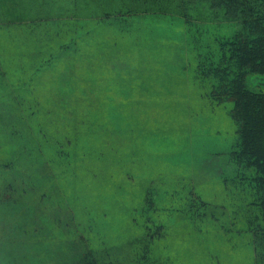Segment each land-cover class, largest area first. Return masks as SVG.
Returning a JSON list of instances; mask_svg holds the SVG:
<instances>
[{"label": "rangeland", "instance_id": "rangeland-1", "mask_svg": "<svg viewBox=\"0 0 264 264\" xmlns=\"http://www.w3.org/2000/svg\"><path fill=\"white\" fill-rule=\"evenodd\" d=\"M16 2L20 8H29L27 14L32 16L43 0ZM122 3L133 8L145 7L146 11L153 10L155 17L140 15L138 20L135 18L137 22L143 19L140 22L143 25L141 28L147 32L148 37L142 43L143 53L136 47L127 50L130 51L127 64L123 65L125 62L120 61L118 55L114 59L116 64L111 66L116 67L115 70L111 69L115 72L116 88L106 86L104 75L99 85L91 78H88V83L81 81L83 87L80 89L85 92H89L92 87H97L93 90L99 89L102 116L109 120L108 127L113 132L117 131L111 137L116 152L108 155L110 160H105V168H112L116 177L113 175L112 179H104L98 165L97 176L101 181L95 183L99 194L95 201L81 195L85 191L82 187L78 190L79 185L74 189L70 178L66 184L52 181L50 168L56 166L69 173L71 166L59 164L57 159L61 161L62 158L72 157V150H85L84 153L92 155L86 158H93L94 151L101 149L110 137L103 131L94 134V129L82 127L81 119L74 118L73 121L76 120L77 126H80L79 137L73 144L63 143L64 138L61 137L71 133L67 123L69 118L72 119L67 106L71 95L63 92L56 97L51 92L53 103L48 106L47 113L22 115V118L18 115L11 132L14 130L12 135L21 133L23 136L17 135L20 139L17 138L19 141L15 144L16 140H12L8 128L13 114L10 106L4 102L7 93L5 89L2 90V72L13 74L7 68L10 59L4 60L2 56L15 55L19 51L15 48L7 51L2 47L0 30V264H71L68 253L71 239L74 238L66 234L69 231L67 228L77 222L84 223L85 217L78 206L65 204V199L70 201L77 194L83 204L91 206V214L95 211L93 217L97 222L96 225L89 222L86 224L90 231L94 227L93 234L85 238L82 233L79 236L92 246L103 244L107 247L108 252L104 253L107 254L105 259L109 264H142L132 249L133 242L140 239L148 244L145 251L149 253L147 264H264V259L255 256L253 252L252 235L241 223L237 224L240 220L234 217L225 199L227 193L220 173L228 164L225 151L234 136V125L228 114L230 103L216 104L193 84L186 44L190 33L185 29L183 18H180L182 16L176 8L181 5V0H156L149 10L143 2L137 3V0L133 4L127 0ZM189 12L192 14L191 19L199 23L200 16L194 11ZM225 27L215 31H223ZM19 61L11 62L13 69L14 63L20 64ZM92 62V58L83 59V62L75 59L72 66L73 69H86ZM132 64L139 65V68H146L148 64L149 71L146 68L145 77L157 76L153 74L152 68L156 69L159 77L166 73L162 79L170 81L169 86L164 89L160 83L149 81L148 85L142 84L138 92H133V89L127 91L131 78L127 70L131 71ZM64 78H67L66 73L57 79L60 81ZM46 79L51 84L49 76ZM146 86H149L148 90ZM34 92L36 89L32 88L25 94H16L21 99L34 95ZM41 92L48 91L45 89ZM12 97L16 95L9 96ZM31 107H35V102L26 99L19 111L27 112L26 108ZM40 120L43 126H39ZM35 126L44 128L45 132L44 137L38 135L37 138L38 146L44 150L42 161H39L40 155L37 152L30 154L22 151V142L28 139L30 145L33 143L32 130H37ZM29 132L30 138L27 137ZM24 133L27 139L23 141ZM55 146L58 153L53 148ZM52 150L56 153V162L51 166L48 156ZM78 156L76 152L74 157ZM115 157L119 159L117 162ZM2 161L12 162L13 166L4 167L3 170ZM73 165L78 166V162L74 161ZM86 168H89L88 162ZM72 169L79 172L75 167ZM66 170L63 171L66 173ZM56 171L59 172V169ZM10 182L23 187L26 194L22 202L24 207L21 205L17 209L3 201L6 197L4 195L9 193L5 192V185ZM157 186L160 190L156 189ZM164 188L179 193L175 198V210L167 211L156 205L162 199H166L164 202L170 200L161 193ZM195 196L208 202L209 209L200 208L196 211L203 219L197 220L188 211L189 205L195 202ZM147 198L155 199L153 203L162 213L159 220L154 216L158 224L161 221L165 226L160 238L157 236L150 239L142 235L147 232L145 225L148 233L154 228L152 224L150 230L147 225L146 220L152 217L146 209L142 217L139 213L136 216L131 214L134 208L142 209L144 203L149 201ZM31 211H34L33 216ZM71 213L74 215L73 224ZM213 215L217 216L216 221L211 218Z\"/></svg>", "mask_w": 264, "mask_h": 264}, {"label": "trees", "instance_id": "trees-1", "mask_svg": "<svg viewBox=\"0 0 264 264\" xmlns=\"http://www.w3.org/2000/svg\"><path fill=\"white\" fill-rule=\"evenodd\" d=\"M127 1L136 3V0ZM122 2L124 0H43L32 16L27 14L29 8H20L16 0H2L0 3L2 47L7 51L14 48L19 51L15 55L2 56L4 60L10 59L7 68L13 74L6 75L2 72V90L5 89L7 93L4 102L10 106L11 114H13L8 126L9 134L13 137L12 140H16V144L19 141L17 138L20 139L23 134L12 135L14 121L19 117L22 118V115L47 113L48 106L52 102L51 92H54L56 97L63 92H68L71 97L67 101V106L72 119L69 118L67 123L71 133L61 137L64 138L63 143L73 144L79 137L80 126H77L76 120L73 121L74 118L81 119L82 127L94 129V134L103 131L110 138L101 149L94 151L93 158H86L92 155L84 153L85 150L83 152L72 150L70 151L72 157L62 158L61 161L57 159L59 164L71 166L69 173L66 169H63L66 170L65 173L60 168L52 166L56 162L55 154L58 153L56 146L53 147L56 153L52 150L48 156V162L52 166L51 180L66 184L70 178L74 189L78 185V190L82 187L85 192H81V195L89 197L90 201H95L99 195L95 186L96 182L101 181L97 176L99 166L104 179H112L113 175L116 177L112 168H105L107 165L105 160L106 158L110 160L108 155L116 152L111 137L117 131L113 132L107 125L109 120L102 116L99 89L93 90L97 87H92L89 92H85L80 87H83V83H88V78L94 79V83L99 85L104 75L106 86L111 89L116 88L118 84L116 86L113 71L116 66H111L116 64L114 59L118 55V59L125 62L123 64L125 65L130 58L128 53L130 51H127L129 48L136 47L143 53L142 43L148 34L141 28L143 25L140 22L143 19L139 22L137 20L140 15L155 17L153 10L149 9L156 0H137V3L143 2L149 11H146L145 7L133 8ZM176 8L182 16L180 18H183L182 23L185 29L187 28L190 33L186 44L193 72V84L216 104L230 103L228 114L234 125V136L225 151V161L228 164L225 170L221 171L220 178L226 189L225 199L229 208L231 212H234L237 221L240 220L237 224L241 223L252 235L251 243L254 245L255 256L264 259L262 252V249L264 250V0H181V5ZM190 10L201 17L198 18L199 23L191 19ZM219 27H225V30L216 32L215 30ZM208 32L211 36L207 35ZM90 58L94 59L95 64L92 62L86 69L81 67L73 69L72 61L75 59L83 62V59ZM14 61L20 62V64L14 63L15 69L11 64ZM132 66L131 71L127 70L131 77L127 91L133 89V92H138L142 84L148 85L149 81L160 83L164 89L169 86L170 81L163 80L166 73L163 77H159L156 69L152 68L153 74L157 76L145 77L146 68L149 71L148 64L145 65L146 68H139V65L135 64ZM65 73L67 78L59 81L57 78ZM46 76H49L51 84L48 83ZM32 88L36 89L34 95H28V97L25 95L27 98L18 99L16 93L25 94ZM45 89L48 92H41ZM145 89L148 90L149 86ZM11 95L16 97L9 98ZM108 95L110 97V93ZM26 99L35 102V107L26 108L27 112L26 110L20 112L19 107L26 102ZM40 125H44L41 120ZM35 127L37 130H32L34 146L33 143L31 145L28 143L27 137L30 136V132L27 137L24 133L23 141L27 140L22 142V151L30 154L33 151L37 152L40 155L39 161H42L44 150L38 146L37 138L38 135L44 137L45 132L44 128ZM76 152L78 157H74ZM59 157H61L60 154ZM118 160L116 158V162ZM3 161L2 169L13 166L12 162L3 163ZM74 161L78 162V166L73 165ZM86 162L89 163V168H86ZM72 167L77 168L79 172ZM56 169H59V172ZM5 186V192L9 193L4 195L6 197H3V201L17 209L21 205L24 207L22 202L26 194L22 190L23 187L11 182ZM156 189L160 190L158 186ZM161 193L170 200L164 202L166 199H162L161 203L158 202L156 205L167 211L175 210L177 205L175 198L179 193H173L170 188H164ZM194 199L195 202L189 205L188 211H191V216L197 220L203 219L202 215L196 211L200 208L209 209L208 202L201 201L196 196ZM146 200L149 201L144 203L145 208H134L131 214L136 216L139 213L142 217L148 211L149 216L154 220L152 218L146 220L147 225L150 230L152 224L154 228L151 233H148L145 225L147 232L141 233L150 239H155L157 236L160 238L165 226L161 221L158 224L155 217L157 216L159 220L161 210H158L153 203L155 199L147 198ZM61 203L63 204L64 201ZM65 204L71 207L78 206L85 217L84 223L77 222L74 225L72 220L74 215L71 213L70 219L73 225L71 224L72 226L67 228L69 231L66 232L70 238H74L71 239L72 245L68 253L71 264H109L105 259L107 254L104 253V251L108 252L107 247L103 244L92 246L79 236L82 233V237L85 238L95 232L92 231L94 227L90 228L91 231L86 227L88 222L97 224L93 217L95 211L91 214V206L83 204L79 194L76 198L72 197L70 201L68 198L65 199ZM224 206L227 207L226 202ZM30 213L33 216L34 211ZM211 218L217 220L216 215ZM129 244L131 246V241ZM146 245L148 244L144 243V239L134 241L132 244L133 254L139 259L138 262L142 261V264H147L149 260V253H145Z\"/></svg>", "mask_w": 264, "mask_h": 264}]
</instances>
